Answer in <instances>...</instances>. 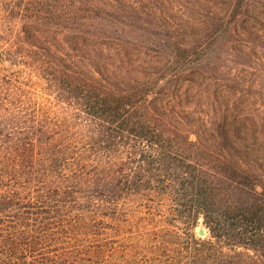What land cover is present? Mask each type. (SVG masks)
<instances>
[{"label":"trees","instance_id":"trees-1","mask_svg":"<svg viewBox=\"0 0 264 264\" xmlns=\"http://www.w3.org/2000/svg\"><path fill=\"white\" fill-rule=\"evenodd\" d=\"M175 3L0 0V264H264V0Z\"/></svg>","mask_w":264,"mask_h":264},{"label":"rangeland","instance_id":"rangeland-1","mask_svg":"<svg viewBox=\"0 0 264 264\" xmlns=\"http://www.w3.org/2000/svg\"><path fill=\"white\" fill-rule=\"evenodd\" d=\"M175 1H176L175 5L177 9H180L178 10V12L180 13L178 14L177 20L179 21L180 24H182L181 26L186 27L187 34H191V35L198 34L200 32V28L197 26V23H199L198 21L201 15L199 14L197 8V0H175ZM259 50L260 51H257L258 52L257 55H259L261 59L255 61L256 71L252 72L253 74H251L250 76L248 75V77H250L251 79H255L256 81H259L260 88L256 87L255 90L257 91L258 94H260L261 99H264V50L263 49H259ZM197 230L198 227L196 228V231ZM206 234H207V229H206Z\"/></svg>","mask_w":264,"mask_h":264},{"label":"water","instance_id":"water-1","mask_svg":"<svg viewBox=\"0 0 264 264\" xmlns=\"http://www.w3.org/2000/svg\"><path fill=\"white\" fill-rule=\"evenodd\" d=\"M197 232H198V234H199L200 236H203V235L206 234V229H205L203 223H201V224L198 226V230H197Z\"/></svg>","mask_w":264,"mask_h":264}]
</instances>
